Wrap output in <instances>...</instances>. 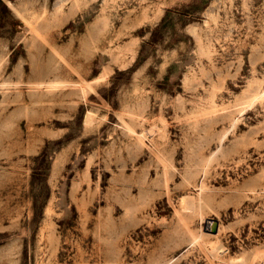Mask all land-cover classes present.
Wrapping results in <instances>:
<instances>
[{"label":"rangeland","instance_id":"rangeland-1","mask_svg":"<svg viewBox=\"0 0 264 264\" xmlns=\"http://www.w3.org/2000/svg\"><path fill=\"white\" fill-rule=\"evenodd\" d=\"M1 1L0 264H264V0Z\"/></svg>","mask_w":264,"mask_h":264},{"label":"bare ground","instance_id":"bare-ground-1","mask_svg":"<svg viewBox=\"0 0 264 264\" xmlns=\"http://www.w3.org/2000/svg\"><path fill=\"white\" fill-rule=\"evenodd\" d=\"M92 121V114H91V112L89 111V112H87L86 113V115H85V119H84V123L85 124H87V123H90ZM184 197H186V196H184ZM191 197H187V201H188V204L186 203V205L188 206H186L187 208H192V203H191ZM184 202H185V200H184ZM193 205H194V203H193ZM185 206V205H184ZM184 209V208H183ZM185 210V212H187L186 211V209H184ZM188 210V209H187ZM190 210H192V209H190ZM189 211V210H188ZM192 212V211H191ZM217 228H218V224L217 223H215L214 221H211V222H209V224H208V228H207V230L209 231V233H211V232H217ZM208 234V233H207ZM232 259V258H231ZM240 259V258H239ZM241 260V259H240ZM242 261V260H241ZM240 261V262H241ZM244 261V260H243ZM239 262V261H238ZM245 262V261H244ZM243 262V263H244ZM246 263V262H245ZM231 264H233V263H231Z\"/></svg>","mask_w":264,"mask_h":264},{"label":"trees","instance_id":"trees-1","mask_svg":"<svg viewBox=\"0 0 264 264\" xmlns=\"http://www.w3.org/2000/svg\"><path fill=\"white\" fill-rule=\"evenodd\" d=\"M2 4V1L0 0V5Z\"/></svg>","mask_w":264,"mask_h":264}]
</instances>
